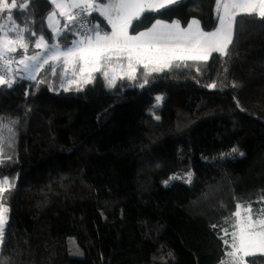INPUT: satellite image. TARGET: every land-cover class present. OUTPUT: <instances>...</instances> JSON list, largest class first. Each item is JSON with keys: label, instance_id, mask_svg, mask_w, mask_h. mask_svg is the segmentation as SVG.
Returning <instances> with one entry per match:
<instances>
[{"label": "trees", "instance_id": "1", "mask_svg": "<svg viewBox=\"0 0 264 264\" xmlns=\"http://www.w3.org/2000/svg\"><path fill=\"white\" fill-rule=\"evenodd\" d=\"M53 7L35 0L27 12L5 9L0 23L12 16L47 39ZM152 15L183 26L197 18L206 32L219 23L215 0H183ZM245 19L227 57L214 52L153 73L143 88L139 66L135 80L118 78L112 88L94 73L79 91H56L50 65L37 76L43 83L0 87V117L18 121L5 144L11 159L0 164L15 180L0 201L8 207L0 261L222 264L220 237L232 231L236 204L256 209L264 195V24ZM189 172L191 184L174 178Z\"/></svg>", "mask_w": 264, "mask_h": 264}, {"label": "snow or ice", "instance_id": "2", "mask_svg": "<svg viewBox=\"0 0 264 264\" xmlns=\"http://www.w3.org/2000/svg\"><path fill=\"white\" fill-rule=\"evenodd\" d=\"M34 2L27 0L17 5L15 0L11 4L0 0V11L16 9L21 13L27 12ZM48 2L54 7L47 17L50 32L47 39L44 34L37 35L27 24L17 25L12 16L8 17L7 24L0 23V87L10 89L22 79L43 83L37 80L36 74L45 65H50L53 76L59 73L64 91H68L73 84L77 85L79 91L82 84L93 83L96 79L94 73H100L107 86L112 88L118 78V69L119 78L126 76L129 80H135L137 66H142L144 70L143 83L139 85L143 88L149 84V77L153 73L187 68V61H207L214 52L227 57L229 46L235 42L238 25L248 22L245 18L258 19L259 23L264 24V0H215L219 26L213 32L202 31L199 21L195 19L187 28H182L179 21L169 24L152 15L153 12L167 15L169 6L180 4L183 0ZM57 14L65 19L62 25L56 19ZM152 20L155 22L151 23ZM149 23L150 27L147 26ZM108 26L110 31L106 30ZM139 27L144 30L137 31ZM130 28L134 35L129 33ZM30 47L40 51L30 55ZM20 49L22 53L14 55ZM113 60H126V70L124 64L114 66ZM14 64L17 67L14 68ZM69 68L72 70L71 79L68 78ZM5 75L9 78L6 79ZM215 86V83L209 85ZM162 99L157 96V104ZM155 119L159 120V117ZM17 123L0 117V164L5 159H11L6 156L5 144L11 146ZM236 152L238 149H231V153ZM186 177L185 183L191 184L192 173H187ZM14 188L15 180L10 182L7 176L0 174V201H6L5 192ZM248 199L251 200L250 197ZM260 203L261 206L256 209H253L251 202L246 206L236 204V211L232 214V231L223 229L224 236H230V240L220 237L226 246V259L222 264H255L256 255L264 254V195ZM7 212L5 202H0V249L4 243ZM0 264H4V261H0Z\"/></svg>", "mask_w": 264, "mask_h": 264}, {"label": "rangeland", "instance_id": "3", "mask_svg": "<svg viewBox=\"0 0 264 264\" xmlns=\"http://www.w3.org/2000/svg\"><path fill=\"white\" fill-rule=\"evenodd\" d=\"M7 22L8 21H6V22H4L3 24H7ZM36 51H40V49H34V50H32V51H30L29 52V54L31 55V54H34V52H36ZM20 55V54H19ZM19 55H16V56H19ZM13 67L15 68V67H17V65H13ZM71 68H69V74H68V78H73L72 76H71ZM110 75H111V73H110ZM117 76H118V78H119V76H120V72H117ZM5 78L6 79H8L9 77L7 76V75H5ZM118 78L116 79V81L118 80ZM116 83V82H115ZM85 85H87V84H82V86H81V88H83ZM65 86H67V85H65ZM64 88L63 87H61V84H60V86L58 87V89L56 90V91H60V90H63ZM75 89H77V85L76 84H73L70 88H69V90H75ZM174 178H177V179H179L180 181H185V179L187 178L184 174H180V175H175V177ZM244 206H246V205H244ZM7 207V206H6ZM8 208V207H7ZM242 212H243V210H242ZM7 219H8V212H7ZM7 223V222H6ZM6 226V225H5Z\"/></svg>", "mask_w": 264, "mask_h": 264}, {"label": "crops", "instance_id": "4", "mask_svg": "<svg viewBox=\"0 0 264 264\" xmlns=\"http://www.w3.org/2000/svg\"><path fill=\"white\" fill-rule=\"evenodd\" d=\"M56 19H58V20L60 21L61 25L65 22L64 17H60L59 14H57ZM194 19H195V20H198L197 18H193V19L190 20V22L188 23V25L191 24L192 21H193ZM62 20H63V22H62ZM198 21H199V20H198ZM165 22L171 24L173 21H172V22L165 21ZM188 25H187V26H183V25L180 24V26H181L182 28H187ZM218 26H219V23H218ZM199 27H200V29H201L202 31H204V30L202 29V26H201V22H200V21H199ZM107 29H108V31H110V30H111L110 26H108ZM215 30H216V29L212 30L211 32H213V31H215ZM204 32H206V31H204ZM129 33H130V32H129ZM132 35H134V34H132ZM117 63L124 64V65H125V70H126V65H127V61H126V60H121V61H119V62H117L116 60H113V65H114V66H115ZM138 67H139V66H137V68H138ZM117 72H120V70L118 69ZM38 74H39V73H38ZM38 74H36V75L38 76ZM258 254H259V253H258Z\"/></svg>", "mask_w": 264, "mask_h": 264}]
</instances>
